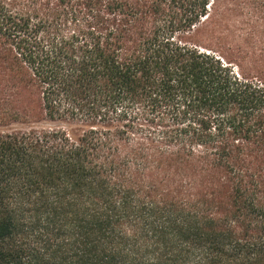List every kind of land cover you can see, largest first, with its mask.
<instances>
[{
    "label": "trees",
    "instance_id": "1",
    "mask_svg": "<svg viewBox=\"0 0 264 264\" xmlns=\"http://www.w3.org/2000/svg\"><path fill=\"white\" fill-rule=\"evenodd\" d=\"M213 0H0V264H264V76L193 42ZM67 124V125H66Z\"/></svg>",
    "mask_w": 264,
    "mask_h": 264
},
{
    "label": "rangeland",
    "instance_id": "2",
    "mask_svg": "<svg viewBox=\"0 0 264 264\" xmlns=\"http://www.w3.org/2000/svg\"><path fill=\"white\" fill-rule=\"evenodd\" d=\"M193 42L214 51L240 73L264 76V0H213ZM28 118L0 130H25L47 122L28 105ZM67 125V124H66Z\"/></svg>",
    "mask_w": 264,
    "mask_h": 264
}]
</instances>
